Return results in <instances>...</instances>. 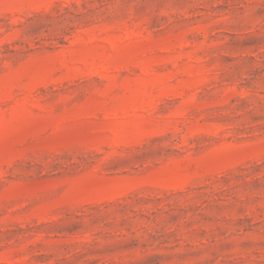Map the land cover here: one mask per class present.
I'll return each instance as SVG.
<instances>
[{
    "label": "rangeland",
    "instance_id": "374dc122",
    "mask_svg": "<svg viewBox=\"0 0 264 264\" xmlns=\"http://www.w3.org/2000/svg\"><path fill=\"white\" fill-rule=\"evenodd\" d=\"M0 264H264V0H0Z\"/></svg>",
    "mask_w": 264,
    "mask_h": 264
}]
</instances>
